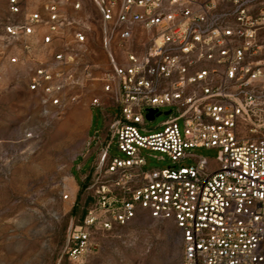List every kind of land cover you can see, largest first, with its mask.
Listing matches in <instances>:
<instances>
[{
  "label": "built area",
  "instance_id": "2783aa9c",
  "mask_svg": "<svg viewBox=\"0 0 264 264\" xmlns=\"http://www.w3.org/2000/svg\"><path fill=\"white\" fill-rule=\"evenodd\" d=\"M6 5L0 85L24 84L45 123L26 136L86 98L104 119L77 167L92 156L80 174L92 204L69 226V257L145 214L179 230L182 264H264V0ZM160 114L150 133L144 125ZM198 147L215 149V159L196 156ZM143 150L171 165L144 169Z\"/></svg>",
  "mask_w": 264,
  "mask_h": 264
},
{
  "label": "rangeland",
  "instance_id": "374dc122",
  "mask_svg": "<svg viewBox=\"0 0 264 264\" xmlns=\"http://www.w3.org/2000/svg\"><path fill=\"white\" fill-rule=\"evenodd\" d=\"M7 16L6 0H0V24ZM88 100L72 106L43 134L27 137L29 129L45 126L32 93L15 79L0 85V264H182L179 230L171 221L145 214L96 234L99 247L89 249L82 258L69 257V226L79 222L92 204L80 182L92 156L80 171L77 167L83 162L87 135L98 136L104 127L100 109L87 110ZM165 118L160 114L144 127L150 133L158 131L161 128L155 126ZM192 152L209 161L216 157L215 149L198 147ZM109 154H118L115 140ZM142 154L144 169L171 165L159 152L143 150ZM190 163L191 159L183 161V165Z\"/></svg>",
  "mask_w": 264,
  "mask_h": 264
},
{
  "label": "water",
  "instance_id": "95a60500",
  "mask_svg": "<svg viewBox=\"0 0 264 264\" xmlns=\"http://www.w3.org/2000/svg\"><path fill=\"white\" fill-rule=\"evenodd\" d=\"M153 113H154V111H150V112L147 114V117H148L149 119H152V118H153Z\"/></svg>",
  "mask_w": 264,
  "mask_h": 264
},
{
  "label": "crops",
  "instance_id": "0c3cea01",
  "mask_svg": "<svg viewBox=\"0 0 264 264\" xmlns=\"http://www.w3.org/2000/svg\"><path fill=\"white\" fill-rule=\"evenodd\" d=\"M87 110L90 111V107H87Z\"/></svg>",
  "mask_w": 264,
  "mask_h": 264
}]
</instances>
